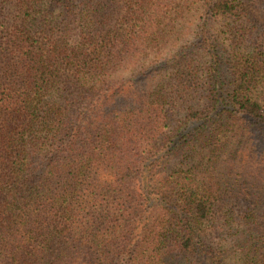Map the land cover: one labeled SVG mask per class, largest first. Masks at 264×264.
<instances>
[{
	"label": "trees",
	"instance_id": "1",
	"mask_svg": "<svg viewBox=\"0 0 264 264\" xmlns=\"http://www.w3.org/2000/svg\"><path fill=\"white\" fill-rule=\"evenodd\" d=\"M0 264H264V0H0Z\"/></svg>",
	"mask_w": 264,
	"mask_h": 264
}]
</instances>
